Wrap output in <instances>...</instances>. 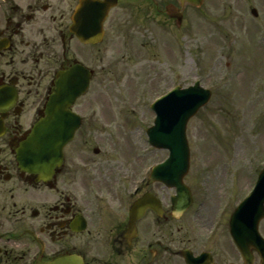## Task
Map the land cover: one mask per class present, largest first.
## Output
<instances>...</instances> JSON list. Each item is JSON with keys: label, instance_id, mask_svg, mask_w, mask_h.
<instances>
[{"label": "flooded vegetation", "instance_id": "flooded-vegetation-1", "mask_svg": "<svg viewBox=\"0 0 264 264\" xmlns=\"http://www.w3.org/2000/svg\"><path fill=\"white\" fill-rule=\"evenodd\" d=\"M92 2L0 0V264H261L254 247L246 258L236 248L231 190H215L212 166H193L190 153L177 202L174 186L151 179L169 152L121 149L96 97L107 94L113 41L134 14L183 17L215 3L263 49L264 0H114L106 14ZM54 96L72 137L52 166L44 157L40 170L23 167L19 152L36 124L46 130Z\"/></svg>", "mask_w": 264, "mask_h": 264}, {"label": "rangeland", "instance_id": "rangeland-1", "mask_svg": "<svg viewBox=\"0 0 264 264\" xmlns=\"http://www.w3.org/2000/svg\"><path fill=\"white\" fill-rule=\"evenodd\" d=\"M214 5L203 13L186 9L180 26L163 13L134 14L133 26L113 41L111 81L96 100L108 103L120 148L146 151L144 131L152 125L155 99L195 81L210 89L209 102L188 121L186 137L192 165L212 166L215 190L234 187L228 196L232 213L264 164V48L236 26L237 15Z\"/></svg>", "mask_w": 264, "mask_h": 264}, {"label": "water", "instance_id": "water-1", "mask_svg": "<svg viewBox=\"0 0 264 264\" xmlns=\"http://www.w3.org/2000/svg\"><path fill=\"white\" fill-rule=\"evenodd\" d=\"M184 1V0H181ZM192 4H199L200 0H185ZM99 8L106 10L107 2L97 3ZM109 8V7H108ZM175 17L172 13H168ZM180 20V16H177ZM72 93V92H71ZM80 93H72L71 100L76 98ZM210 98V92L202 89L198 83L187 89L176 88L162 98L158 99L151 109L155 113L153 126L147 129L146 134L149 143L160 149L170 151L169 159L162 165L158 166L153 175L157 180L176 186L177 201L184 203L181 180L188 169V147L185 138V129L188 120L204 106ZM56 98L52 99L51 109L53 116L52 121L47 125L48 130H43L41 124L33 129L28 141L23 145L20 151L19 160L22 166L41 167L43 165V151H47L45 156L53 158L60 152L61 147L67 142L63 130L66 124L59 122L57 119L62 117V109L54 107ZM30 159V161L28 160ZM167 176L164 177V175ZM264 218V169L261 171L255 189L252 194L239 206L233 216L234 226L232 227V236L236 240V245L243 257L246 256L248 244L244 243V236L249 239H259L257 233L258 222ZM250 223V228L245 227V223ZM255 239V240H256ZM257 248V247H256ZM259 250V249H257ZM264 264V250L259 251Z\"/></svg>", "mask_w": 264, "mask_h": 264}]
</instances>
